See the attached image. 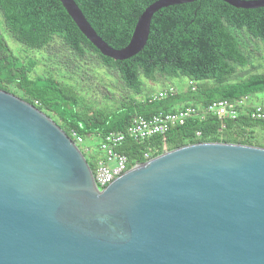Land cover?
Segmentation results:
<instances>
[{
  "label": "water",
  "instance_id": "water-1",
  "mask_svg": "<svg viewBox=\"0 0 264 264\" xmlns=\"http://www.w3.org/2000/svg\"><path fill=\"white\" fill-rule=\"evenodd\" d=\"M59 1L102 55L125 60L144 47L156 11L195 0L153 1L120 48L74 0ZM0 264H264V147L186 144L100 189L74 140L0 88Z\"/></svg>",
  "mask_w": 264,
  "mask_h": 264
},
{
  "label": "trees",
  "instance_id": "trees-1",
  "mask_svg": "<svg viewBox=\"0 0 264 264\" xmlns=\"http://www.w3.org/2000/svg\"><path fill=\"white\" fill-rule=\"evenodd\" d=\"M96 33L110 46H124L135 22L155 0H74ZM0 18L10 37L26 49L52 57L69 49L74 60L68 76L77 80L88 69L100 66L114 70L131 91L113 108L87 101L75 85L52 73L35 74V56L21 57L0 30V88L34 104L50 116L71 138L73 132L94 139L113 130L125 129L136 115L149 116L181 106H204L217 99L235 100L264 91V72L237 68L250 62L243 37L264 46V6L236 8L222 0H195L160 8L151 19L144 47L125 60L102 55L81 33L59 0H0ZM185 77L184 90L158 100L143 91L141 77ZM194 82V89L188 81ZM143 94L142 98L140 96ZM183 103L181 106H177ZM243 108L234 118L207 114L192 116L183 124L143 142L126 140L120 150L132 160L142 153L152 156L186 144L222 141L263 146L252 140V131L264 129V118L250 116ZM199 132V134H197ZM94 170L92 156H86Z\"/></svg>",
  "mask_w": 264,
  "mask_h": 264
},
{
  "label": "built area",
  "instance_id": "built-area-1",
  "mask_svg": "<svg viewBox=\"0 0 264 264\" xmlns=\"http://www.w3.org/2000/svg\"><path fill=\"white\" fill-rule=\"evenodd\" d=\"M194 89V82L188 81ZM176 93L173 86L159 90L150 95V100H158L167 95ZM250 96L239 97L235 100L217 99L204 106L186 105L173 111H160L149 116L136 115L132 118L128 126L123 130L109 131L102 136L94 138L97 140L96 146L85 147L84 151L88 156H92L95 167L92 176L98 188H103L114 178L128 170L135 164L141 163L153 157L148 151L142 153L141 160H130L120 147L128 139L135 142H143L155 135L166 133L172 126L183 124L189 117L196 116L203 118L207 114L219 117L228 116L234 118L243 108H249V114L256 119L264 118V108L260 103H247ZM77 146L85 139L76 133H72ZM199 134V132H197ZM80 148V147H79ZM82 151V150H81Z\"/></svg>",
  "mask_w": 264,
  "mask_h": 264
},
{
  "label": "rangeland",
  "instance_id": "rangeland-1",
  "mask_svg": "<svg viewBox=\"0 0 264 264\" xmlns=\"http://www.w3.org/2000/svg\"><path fill=\"white\" fill-rule=\"evenodd\" d=\"M0 30L7 38L10 47L15 53L21 57L35 56L37 59V65L35 67V74H47L52 73L63 79L70 85H75L79 92L87 99V101L97 107L113 108L118 105L122 97L131 94V91L127 89L120 77L114 70L107 69L99 65L96 62L97 70L94 68L88 69L85 76H77V80L68 76L67 66L74 60L73 53L69 49H62L59 53L52 57L43 56L38 52L28 50L15 42L4 28L2 20L0 18ZM244 50L250 52V62L244 67L237 68V76L241 77L245 70L251 72H264V46L261 41L253 39L251 37H243ZM143 82V91H148L149 94L155 93L160 89H164L168 84L180 85L186 87L187 82L185 77H158L156 81H149L141 77ZM143 94L140 96L142 98ZM247 103H260L264 108V91L252 94L247 100ZM252 140L255 143L264 145V129L256 127L252 131ZM97 140L86 139L79 144L82 152L87 146L95 147ZM87 156V154L85 153Z\"/></svg>",
  "mask_w": 264,
  "mask_h": 264
},
{
  "label": "crops",
  "instance_id": "crops-1",
  "mask_svg": "<svg viewBox=\"0 0 264 264\" xmlns=\"http://www.w3.org/2000/svg\"><path fill=\"white\" fill-rule=\"evenodd\" d=\"M169 86H173V84H168L165 88H168ZM175 89H176V92H179V91H181V90H184L186 87H184V86H181V84L178 86V85H175V86H173ZM164 88V89H165ZM160 90H163V89H160ZM159 91V90H158ZM153 94V93H152ZM181 105H183V103H180L179 105H177V106H181Z\"/></svg>",
  "mask_w": 264,
  "mask_h": 264
}]
</instances>
